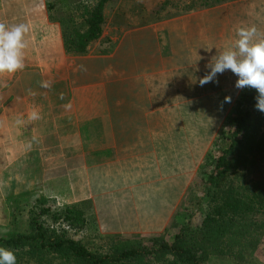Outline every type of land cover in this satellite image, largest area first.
Returning a JSON list of instances; mask_svg holds the SVG:
<instances>
[{
	"label": "crops",
	"instance_id": "crops-1",
	"mask_svg": "<svg viewBox=\"0 0 264 264\" xmlns=\"http://www.w3.org/2000/svg\"><path fill=\"white\" fill-rule=\"evenodd\" d=\"M0 22L30 29L24 69L0 75V226L11 208L42 199L86 205L109 235L164 232L204 150L199 122L243 90L231 70L200 84L240 24L212 8L105 25L85 55L72 56L44 0H0Z\"/></svg>",
	"mask_w": 264,
	"mask_h": 264
},
{
	"label": "trees",
	"instance_id": "trees-1",
	"mask_svg": "<svg viewBox=\"0 0 264 264\" xmlns=\"http://www.w3.org/2000/svg\"><path fill=\"white\" fill-rule=\"evenodd\" d=\"M112 0H96L92 7L66 0H44L49 20L61 26L65 53L81 56L97 41L105 23L104 10ZM237 0H190L185 11L212 8ZM64 4L67 18L52 12ZM79 11L76 21L74 12ZM257 90L252 88L237 100L222 134L226 147L204 176V215L197 225L182 226L171 241L152 240L145 245L135 239L106 237L107 248L91 250L68 236L94 221L82 205L32 210L25 231L0 236V246L13 249L17 264H206L210 257H229L242 262L252 256L264 236V112L256 108ZM47 201L39 199L36 206ZM41 207V206H40ZM45 215L58 230L44 226ZM104 250V251H103Z\"/></svg>",
	"mask_w": 264,
	"mask_h": 264
},
{
	"label": "rangeland",
	"instance_id": "rangeland-1",
	"mask_svg": "<svg viewBox=\"0 0 264 264\" xmlns=\"http://www.w3.org/2000/svg\"><path fill=\"white\" fill-rule=\"evenodd\" d=\"M68 4L83 3L87 7H92L96 0H66ZM64 4H57V8L52 12L53 16L58 18H67L68 12L64 7ZM190 4V0H112L106 4L104 10L106 32L112 27L117 29H129L133 27L143 26L146 23L160 21L161 19H169L182 14L190 13L185 9ZM212 8H218L224 11L225 14L230 15L231 18H235L237 24L240 26L254 25L261 34H264V0H237L233 2L224 3ZM212 8H198L197 10L212 9ZM194 10V11H197ZM192 12V11H191ZM79 11L74 12V18L76 21L79 18ZM251 87L243 88L239 97L251 91ZM228 108V106H217V111L220 108V116L210 115L209 119L200 121V146H203L204 150L199 155V165L197 169L193 170L192 177L185 178V183L190 181L187 185L184 183V193L180 201L177 203V208L171 218L169 226L162 233L158 234H136L137 236H120L123 238L135 239L145 245H150L152 240L157 242L171 241L176 233L182 226L197 225L200 223L204 211H205V198H204V176L210 173L215 164V160L218 157L222 149L226 147V140L222 137L229 128V120L232 115L234 106L237 100ZM226 109V114H224ZM219 117V118H218ZM194 121H188L185 123L184 129H192ZM194 141V137L185 136V140ZM188 153H185L184 167L188 163ZM197 165V164H196ZM190 179V180H189ZM21 201L28 202L24 198H20ZM14 206V205H13ZM41 206V207H40ZM36 206L35 202L29 205H21L20 208H11L10 221L7 226H0V236L12 231H25L26 222L29 217V212L39 209H47L53 212L54 210L61 209L55 206L53 202L47 200L46 203ZM85 209L86 205H82ZM28 214V215H27ZM44 221V226H51L58 230L67 229L59 227V225H53L43 215L40 218ZM69 237L81 241L86 244L91 250H101V248H107L108 241L106 237L115 236L107 233H102L98 230L96 222L88 223L81 230H68ZM104 251V250H103ZM206 264H264V236L259 244L256 252L252 256H246L242 262H238L229 257H210Z\"/></svg>",
	"mask_w": 264,
	"mask_h": 264
},
{
	"label": "clouds",
	"instance_id": "clouds-1",
	"mask_svg": "<svg viewBox=\"0 0 264 264\" xmlns=\"http://www.w3.org/2000/svg\"><path fill=\"white\" fill-rule=\"evenodd\" d=\"M29 31V25L24 22L11 25L0 22V75L15 74L24 69ZM214 57L209 73L200 80V84L213 81L218 73L231 70L238 77L237 88L257 90L256 108L264 112V34L254 25L240 26L236 29V38L217 51ZM41 87L50 88L51 83L42 81ZM30 118L39 119V113L34 110ZM0 264H17L16 252L0 246Z\"/></svg>",
	"mask_w": 264,
	"mask_h": 264
}]
</instances>
